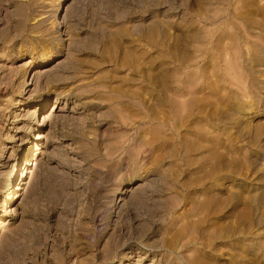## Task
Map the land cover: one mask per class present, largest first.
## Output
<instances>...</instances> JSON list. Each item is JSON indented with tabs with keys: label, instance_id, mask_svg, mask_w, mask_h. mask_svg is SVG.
<instances>
[{
	"label": "rangeland",
	"instance_id": "1",
	"mask_svg": "<svg viewBox=\"0 0 264 264\" xmlns=\"http://www.w3.org/2000/svg\"><path fill=\"white\" fill-rule=\"evenodd\" d=\"M0 264H264V0H0Z\"/></svg>",
	"mask_w": 264,
	"mask_h": 264
},
{
	"label": "bare ground",
	"instance_id": "2",
	"mask_svg": "<svg viewBox=\"0 0 264 264\" xmlns=\"http://www.w3.org/2000/svg\"><path fill=\"white\" fill-rule=\"evenodd\" d=\"M33 66H34V65H33ZM35 67H36V66H35ZM57 108H58V106L56 105V103H54V104H53V107H52L51 110H52V111H56ZM50 112H51V111H50ZM51 113H52V112H51ZM47 116H49V115L47 114ZM51 117H52V116H50L49 118L51 119ZM46 118H47V117H46ZM49 118H48V119H49ZM44 121H45V120H44ZM45 122H46V121H45ZM26 155H27V154H26Z\"/></svg>",
	"mask_w": 264,
	"mask_h": 264
}]
</instances>
